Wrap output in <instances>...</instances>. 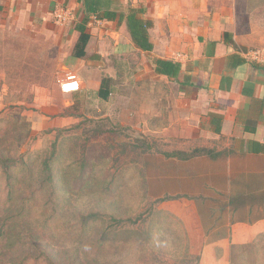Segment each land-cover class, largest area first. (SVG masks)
Segmentation results:
<instances>
[{
	"label": "rangeland",
	"instance_id": "1",
	"mask_svg": "<svg viewBox=\"0 0 264 264\" xmlns=\"http://www.w3.org/2000/svg\"><path fill=\"white\" fill-rule=\"evenodd\" d=\"M253 16L264 28V12ZM51 22L65 24L53 15ZM16 24L0 40V155L21 160L10 197L0 178L16 215L12 259L35 255L37 247L58 264H264V221H247L264 210H222L230 193L264 190L262 159L255 176L222 179L221 167L205 157L166 156L191 151L166 108L174 85L159 80L139 51H111L118 25H92L109 39L95 59L98 80L109 78L104 99L95 90L60 91L59 82L73 74L67 35L61 41L57 31ZM237 217L243 221L236 225Z\"/></svg>",
	"mask_w": 264,
	"mask_h": 264
},
{
	"label": "crops",
	"instance_id": "2",
	"mask_svg": "<svg viewBox=\"0 0 264 264\" xmlns=\"http://www.w3.org/2000/svg\"><path fill=\"white\" fill-rule=\"evenodd\" d=\"M92 1L88 11L83 0H0V40L4 38L3 30L20 23L16 28L54 31L55 35L57 31L61 41L67 35L65 40L72 52L78 37L74 26L88 16L86 31L90 38L86 56L78 58L70 53L73 59L69 71L80 80V92L97 91L100 73L95 59L104 54L103 44L109 39L101 38L92 25L94 22L118 25V29L111 32V51L127 56L131 50H136L148 57L150 71L159 80L174 85L169 95L170 105L166 108L170 110L171 121L179 127L180 137L184 136L191 150L204 148L209 151L187 160L176 159L191 161L205 157L211 165L221 167L222 179L234 172L255 174L256 158L262 159L264 164V66L246 59L243 52L253 45H264V28L253 16L264 12L258 8L264 7V2L257 5L258 0ZM59 7L67 9L72 18L62 27L51 22ZM106 9L115 11L116 18L107 20L94 15ZM128 13L147 24L150 49H141L133 42L125 22ZM119 14L123 15L121 20ZM66 24L72 29L65 27ZM92 47L96 49L94 53ZM157 59L175 64L178 73L172 76L155 72ZM156 116L159 120L162 113L159 111ZM261 170L264 172V167ZM253 176L248 178L251 183H247L251 189L254 188L252 182H257ZM252 192L257 191L230 193L222 203V210L237 213L245 206L252 211L251 201L242 200L244 194ZM255 207L261 208L256 204ZM263 215L247 221L262 222ZM239 221L243 219L233 220L236 225L241 223Z\"/></svg>",
	"mask_w": 264,
	"mask_h": 264
},
{
	"label": "trees",
	"instance_id": "3",
	"mask_svg": "<svg viewBox=\"0 0 264 264\" xmlns=\"http://www.w3.org/2000/svg\"><path fill=\"white\" fill-rule=\"evenodd\" d=\"M93 2L92 0H83V3L86 6V9L91 8ZM93 10V9H92ZM94 12V11H92ZM97 18L112 20L116 18V12L110 9L104 10L102 13H94ZM123 18V15L119 14V20ZM88 16H84L82 20L75 24L74 28L78 31V37L72 48L71 54L78 58H83L86 56V46L90 38V33L86 31V24L88 22ZM126 26L131 35L133 42L141 49H150L151 44L148 41L147 35V24L135 16L133 13H128L125 16ZM154 71L161 74H167L175 76L178 73V67L169 62L157 59L155 61ZM109 78L104 77L101 79L100 86L97 90L98 96L106 99L110 90L108 86ZM77 92V91H76ZM209 151L204 148H193L190 152H185L181 150H175L165 153L168 157H177L182 160H187L193 156L208 153ZM21 160L15 159L10 156H1L0 155V178L4 180V187L6 189L7 196L10 197L13 192V182L15 178V171L21 168ZM43 172L46 176V179L51 180V171H50V161L48 158L44 159L42 162ZM243 201H251L250 208H254L255 204L264 207V190L259 192H252L249 194H244L242 196ZM231 201V200H230ZM0 264H58L55 262L49 254L45 251L36 248V254L32 255L31 253H26L21 259L15 261L12 259L13 256V230H14V220L13 217L16 216L9 208V205L5 199H3L0 190ZM25 205L19 207V212H25ZM263 212V211H262ZM96 215V214H95ZM95 215L88 216L87 220L93 219ZM259 217V216H256ZM12 218V219H11ZM11 219L10 223H8ZM251 221V220H249ZM85 222V221H84Z\"/></svg>",
	"mask_w": 264,
	"mask_h": 264
},
{
	"label": "built area",
	"instance_id": "4",
	"mask_svg": "<svg viewBox=\"0 0 264 264\" xmlns=\"http://www.w3.org/2000/svg\"><path fill=\"white\" fill-rule=\"evenodd\" d=\"M56 23H63L69 18V12L63 7L57 8L53 13ZM246 59L264 66V49H247L243 52ZM81 87L80 80L74 75L69 74L67 78L59 82V88L62 93H73L79 91Z\"/></svg>",
	"mask_w": 264,
	"mask_h": 264
}]
</instances>
